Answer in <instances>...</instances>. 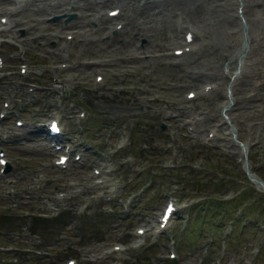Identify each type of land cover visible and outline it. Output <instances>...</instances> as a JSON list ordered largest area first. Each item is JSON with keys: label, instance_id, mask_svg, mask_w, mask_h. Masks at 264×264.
Listing matches in <instances>:
<instances>
[{"label": "rangeland", "instance_id": "obj_1", "mask_svg": "<svg viewBox=\"0 0 264 264\" xmlns=\"http://www.w3.org/2000/svg\"><path fill=\"white\" fill-rule=\"evenodd\" d=\"M40 1L46 4L48 0H30L26 8L13 18L34 22V19L47 13V10H35ZM91 6L93 4L85 9L79 8L80 14L84 13V16L79 14L76 18L80 20L77 25L80 26L88 19V14L94 10ZM153 9L151 6L133 18L130 17L127 26L111 40L103 39L106 35V22H101L93 37L90 35L97 41L92 39L86 49L83 37L77 34L68 57H58L53 52L61 38L59 36L67 30L75 29L63 27L62 22L39 23L46 27V35L38 38L34 35L42 31V28L33 27L24 35H19L18 39L22 41L23 47L36 54L32 79L37 88L35 107L31 109H37L39 115L46 111L40 107V100L48 101L47 97L51 95L48 89L50 85L46 83L50 79L52 59H69L72 62L62 72L66 85L60 100L61 114L64 115L66 131L71 132L69 137L74 139L76 135H82L86 139L83 151L84 157L88 159L84 163L72 162L66 171L57 170L50 164L38 169L40 161L51 151L44 141V132L38 130V117L32 116L31 110L25 111L23 117L26 124L22 127L16 125V115L5 119L8 131L0 132V145H5L9 151L14 167L10 176L18 177L16 187L19 194L16 195V201H12L6 194L3 179H0V212L11 210L17 218L14 226H0V244L10 247V251L0 254V264H64L70 255L78 257V264H264V195L242 173V162L238 161L239 147L231 140L226 124L212 141L205 140L207 129L220 117L218 106L225 98L224 88L220 84L216 91L208 95L189 102L183 99L187 88L185 83L188 86H199L203 80L186 78L183 59L201 55V58L215 63L216 38L205 48L184 56L179 65H171L173 56H163L160 53L170 52L172 39L167 36L169 28L174 27L173 38L178 39H182V30L175 29V25L170 26L172 20L165 16L161 21L162 27L156 33L150 36L151 31H146L145 34L156 47L159 42H166L167 46L162 47L165 50L158 48L156 52L153 51L158 57L153 55L147 60L132 57L133 43L136 41V34L140 33L136 24L141 20L143 22L144 18L147 21V11L152 13ZM152 19L154 16L151 14L150 20ZM150 22L153 23L147 21L146 24L150 25ZM231 26L232 24L229 25L230 28ZM57 32L60 35L53 36ZM9 34L17 35L14 29H10ZM125 39L128 44L122 45L121 41ZM223 41L227 43V40ZM106 44L109 46L106 47ZM116 46H120L115 51L120 57L101 65L106 80L98 90H94L96 65L87 64L88 59L109 57L111 49L117 48ZM150 46L146 45L145 48L151 49ZM207 50L211 51L208 56ZM258 54V64L247 63L246 72L239 79L241 84L246 81L241 88V95L245 99L249 96V89L254 86L253 79L264 82V52ZM7 72L11 76L14 74L12 71ZM247 78L251 83L247 82ZM215 79L224 81L222 77ZM3 83L10 87V91H3L4 95H22L23 99L26 97L24 87L14 86L13 77L12 83L9 78ZM150 97L153 98L152 101L149 100ZM73 99L88 108L87 116L90 120H96L91 127L80 129L85 124L78 116L77 106L70 105V101L76 103ZM249 99L251 103L242 101L239 106L236 105L232 116L239 128V137L249 145L251 167L264 176V107L261 104L264 101V86L257 90L255 98ZM243 104L246 106L242 107ZM140 105L144 108H138ZM187 105L195 106V111L200 114L196 127L190 134H187L188 126L183 125V119L192 111ZM52 106L56 107V103H52ZM15 109L17 108H12V113ZM171 113L173 115L168 116ZM161 120H167L166 130L160 128ZM172 130L174 134L171 137ZM119 133H124L127 139L124 147L116 150L111 159L110 166L117 191L115 197L109 199L111 194L104 186L92 183L90 165L93 160L101 159L94 148L103 146L108 151L112 150ZM103 135H108L109 140L103 142ZM191 140L195 141L191 143ZM167 143L171 144L170 148H166ZM128 154L132 158L130 163L123 160ZM199 157L202 159H198ZM40 170L47 173L50 180L38 185L33 177ZM70 177L77 181L82 190L65 201H57L54 197L57 189L64 187L65 178ZM149 181H152L151 185L146 186ZM245 190L258 208L243 217V222L236 231L233 217L247 208L248 201L243 206L235 203L234 209L231 208L230 211L231 216H224L227 218L221 228L213 226V218L210 221L208 219V225L198 224L202 233L200 239L182 241L181 233L195 214L203 215L207 208H211L213 203L210 198L224 200ZM168 195L177 197L181 204L180 212L174 216L166 231L157 237L150 235L140 248L131 247L130 234H133L134 225L147 216H157ZM44 196L52 198L58 210L57 215L44 216L48 211L43 204ZM122 201L131 207L130 212L124 211ZM221 211H225V207ZM185 215L190 216L188 221H185ZM216 217L215 219H219ZM122 232L124 249L101 256L98 241L105 243V249L111 248L112 240ZM169 234L176 237L175 246L179 253L174 262L168 260Z\"/></svg>", "mask_w": 264, "mask_h": 264}, {"label": "bare ground", "instance_id": "obj_2", "mask_svg": "<svg viewBox=\"0 0 264 264\" xmlns=\"http://www.w3.org/2000/svg\"><path fill=\"white\" fill-rule=\"evenodd\" d=\"M93 1L96 3H105L109 1L118 2L119 1L126 7L127 14H129V16H133V14H136L138 11H141L144 8L148 9L151 7V5L154 8L159 5H164L165 8L162 12H164V14L166 15V18H171L172 22L170 26L176 25L177 22H179V26H182V27H185L187 25L195 26L196 30L198 31V36H200V34L203 36V38L201 39H207L208 36L206 32H208V34L209 33L214 34L215 36L213 38H216L215 44H214V51L217 53V56H216L217 58L224 57L225 50L227 51L231 50L230 54L232 53L234 54V52L236 51V54H234L235 56H232L228 64L225 65V68L222 69L224 70V73H226V75L227 74L231 75L234 70L241 68V70L232 79L230 86H229L231 89V97L233 98L234 102L230 106V109L229 110L227 109L226 112L229 113L231 121L233 120L232 111L234 107H236V105L239 106L240 102L242 101L251 103L248 97L245 99L241 95L242 84H244L246 81H243V83L241 84L239 83L240 81L238 80L244 74V72H246L245 64L247 63L258 64V60H259L258 53L261 51L264 52V30L261 31L260 27L258 30H256V26L258 24L264 25V17L262 15L264 7L258 6V2L260 0H93ZM262 1L264 2V0ZM60 5L64 6V2L62 1ZM136 5H140L141 7L136 9L134 7ZM64 7H68V6L65 5ZM240 7L242 9V12L239 11ZM207 11L209 12L210 16L208 17L203 16ZM235 11L238 12L237 17L233 15ZM147 12L149 13V15H147V17L149 18L151 14H155L154 10L152 11V13L150 10ZM180 16H185V17L182 18ZM200 16H202L201 17L202 20L200 19ZM220 16H221V20L216 21L215 18L220 17ZM208 18L209 20H211L210 24H213V27H210V25H208V27L203 29L202 26H204V24L206 25ZM243 19H245V22L247 23L249 39H248V43L245 44L244 46V48L246 46H248V48L244 50L242 56H239L240 50L239 49L235 50V49L237 45L238 46L240 45L242 38H243V28H242ZM147 21H149V19ZM147 21L144 18L143 22L141 20L136 24L139 31L140 30L147 31L148 29H151L153 27L151 25H147L146 24ZM201 22H205V23L201 25ZM231 23H234V25H232L229 31L228 29L230 28L229 25ZM179 26L178 28H180ZM233 30L235 31L233 32ZM169 31L174 32L171 27L169 28ZM238 37H241V38H238ZM223 40H228V42L226 43ZM194 46H195V43L193 44V47ZM232 46H233V49L232 48L230 49V47ZM210 54H211V51L207 50L206 55L208 56ZM201 59L203 58L201 57L198 58V61H200ZM194 61L197 62V59H194ZM208 61L198 62V64L202 63V64L208 65V67H202V68L208 69L209 73L206 72L205 74H203L202 71L199 72L197 70H194L193 75L197 79L202 78V77L210 78L214 74L215 70L220 69V67H217L218 63L211 64V62L210 61L208 62ZM238 61H240V65H238ZM184 62H192V60L187 59V60H184ZM247 79H248L247 82L251 83L250 79L249 78ZM253 81H254L253 88H256L257 90L261 89L264 86V84H260L256 79H253ZM207 82H210V81H207ZM214 89L215 87L212 88V90ZM226 96L228 97L227 101H230V97L227 94ZM255 96L252 98H255ZM245 106H246L245 104L242 105V107H245ZM221 115L224 116L223 114ZM227 125L229 127V122H227Z\"/></svg>", "mask_w": 264, "mask_h": 264}]
</instances>
